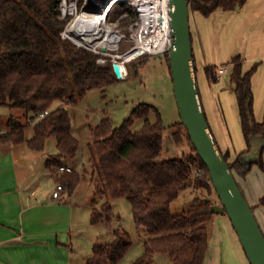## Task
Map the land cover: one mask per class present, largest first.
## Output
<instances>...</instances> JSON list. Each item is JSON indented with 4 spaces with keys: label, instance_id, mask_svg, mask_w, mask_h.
Returning a JSON list of instances; mask_svg holds the SVG:
<instances>
[{
    "label": "trees",
    "instance_id": "trees-1",
    "mask_svg": "<svg viewBox=\"0 0 264 264\" xmlns=\"http://www.w3.org/2000/svg\"><path fill=\"white\" fill-rule=\"evenodd\" d=\"M61 1L0 0V105L23 109L26 114L25 122L11 118L7 130L0 124V148L26 143L32 151L44 152L48 140L55 137L59 155L76 160L81 143L74 134L69 108L78 106L90 91L106 92L119 79L112 61L108 59L101 64L100 55L63 39L69 18L62 19ZM78 1L80 7L85 3ZM247 1L189 0V5L191 12L210 17L219 10L241 9ZM165 55L169 58L170 52ZM145 56L149 55L140 58ZM243 64L241 56L228 64L232 66L231 83L247 144V149L233 161L224 154L235 179L236 175L246 177L256 164L264 167V120H256L252 89L257 66L244 72ZM218 69L207 68L211 80L216 78ZM46 111L49 113L39 119ZM152 113L157 116L155 122L149 119ZM139 119H145V124L141 130L133 131ZM30 127L34 136L27 139L26 131ZM172 128L175 129L173 143L182 145L187 139L191 153L165 160L162 159L166 149L165 126L153 106H138L120 127L104 116L92 130L90 168L96 183L92 224L112 222V201L128 200L137 228L145 229L148 236L145 253L135 264H154L156 255L168 257L172 264H206L209 255L210 225L216 216L211 208L215 202L211 197H196V206L182 215L172 213V204L187 190L201 189L209 195L217 192L187 127L179 123ZM254 144L260 146V157L249 162L246 156ZM47 167L54 173L57 184L70 194L89 171L87 165L80 172L65 166L61 160H48ZM61 167L72 171H60ZM101 200L103 204L99 207ZM260 205H264V197ZM114 237L108 244L95 246L86 264H120L132 241L123 229H116Z\"/></svg>",
    "mask_w": 264,
    "mask_h": 264
},
{
    "label": "crops",
    "instance_id": "crops-1",
    "mask_svg": "<svg viewBox=\"0 0 264 264\" xmlns=\"http://www.w3.org/2000/svg\"><path fill=\"white\" fill-rule=\"evenodd\" d=\"M190 23L194 66L204 112L221 151L233 161L247 149V144L231 83L232 66L228 64L241 56L244 72L257 66L252 89L255 117L262 122L264 0H248L241 9L219 10L210 17L191 12ZM209 67H225L227 72L220 76L216 71V78L211 80L207 74ZM231 104L234 113L228 111ZM229 114L232 119H238L237 126H231ZM18 146L0 148V264H74L72 256L77 252L74 232L84 228L79 223L78 209L82 208V217H85V212L91 213L93 206L88 202L78 203L74 197L76 193L70 194L67 202L61 201L62 195L60 198L47 197L43 192L44 185L39 182V176L33 174L35 168L30 163V157L38 156L30 155L28 147ZM54 149L57 150V145ZM55 154L59 155L58 150ZM47 162L45 159L40 162V170L45 172V186H51L57 182ZM236 181L264 233V205H260L264 197V167L256 164L246 177L236 175ZM54 191L55 188L53 195ZM113 225L108 223L112 235ZM229 232L234 241L236 259H223L220 235L215 233L211 237L206 264H250L237 234L233 229Z\"/></svg>",
    "mask_w": 264,
    "mask_h": 264
},
{
    "label": "rangeland",
    "instance_id": "rangeland-1",
    "mask_svg": "<svg viewBox=\"0 0 264 264\" xmlns=\"http://www.w3.org/2000/svg\"><path fill=\"white\" fill-rule=\"evenodd\" d=\"M63 2V5H61ZM60 4V11L69 18L66 26V33L71 38L70 29L74 27L76 21L80 18L86 9L87 0L82 7L79 6L78 0H66ZM65 2V3H64ZM131 0H118L114 5L112 12L109 14L107 26L113 29L120 30L126 33L128 37L120 44L119 52L115 54H123L128 48L134 45V39L129 36L128 26L133 22L135 15H137V7ZM83 11V12H82ZM91 11V9H90ZM82 12V13H81ZM62 19H64L62 17ZM120 41V40H119ZM116 41L115 43L117 44ZM170 58V57H169ZM165 54L157 56H145L138 58L132 63L127 64L128 77L119 79L113 85L107 88L106 92L101 90H93L88 93L86 98L80 102L78 106L71 107L70 116L73 122V131L75 136L80 140L81 151L76 160H70L56 155L57 150L54 149L57 145L55 137L50 138L44 152H35L31 150L30 155H37L30 157V163L33 164L38 180L44 185V193L47 197H52L53 188L56 189L57 184L53 182L51 186H45L44 171L40 170V162L45 159L48 160H61L64 165H69L73 169L83 172L84 165L89 168L86 178L81 181L77 187L76 201L88 202L93 204V199L96 197V186L92 177V169L90 168L91 145L93 144L92 130L101 121L104 116H109L115 127H120L126 120L132 117L134 110L142 105H150L155 107L161 114L165 130V152L162 159H168L172 156H182L191 153V145L184 139L182 145H177L172 141V135L175 131L173 125L182 123L181 111L178 105L173 74L171 70L170 61ZM113 63V62H112ZM236 95V94H235ZM237 100V96H236ZM238 102V101H237ZM230 113L235 111L234 105L228 107ZM240 114V112H239ZM232 114L227 115L231 126L238 125V119H232ZM240 116V115H239ZM18 118L20 121H26V114L23 109L12 108L9 106L0 105V124L3 130L8 129V122L11 118ZM152 122L157 121V116L152 113L149 117ZM241 119V117H240ZM257 120V119H256ZM236 123V124H234ZM145 119H139L133 126V131H139L143 128ZM34 136V129L30 127L26 131V138L31 139ZM21 147H28L27 144L19 145ZM18 146V147H19ZM16 147L17 149H20ZM49 173L50 171L47 170ZM33 178H36L33 175ZM241 190V189H240ZM65 191V190H64ZM242 192V191H241ZM243 193V192H242ZM61 201L66 200L71 196L68 191L61 193ZM244 195V194H243ZM41 197V196H40ZM211 197L216 205L221 204V200L215 192L207 193L201 189L187 190L180 194V196L172 204V213L174 215H182L188 213L196 205L195 198ZM103 204L101 200L99 207ZM114 210V219L112 230L123 229L125 230L132 241V247L125 255L120 264H135L145 253V242L148 239L145 229H138L133 215L131 203L123 198L115 199L112 201ZM81 209V210H80ZM78 209L80 222L84 225L83 229H78L74 232V239L77 246V252H73L72 259L74 264H86L87 260L92 256L93 249L97 245H104L110 243L115 237L108 226V223L92 224V212L86 213L82 217V208ZM211 237L216 233L220 235V247L223 250V259H236L234 250V241L229 236L230 229H234L232 222L228 215L216 214L213 223L210 225ZM237 234V233H236ZM238 236V235H237ZM239 239V237H238ZM224 250H227L224 252ZM154 264H172L168 257L163 255L155 256Z\"/></svg>",
    "mask_w": 264,
    "mask_h": 264
},
{
    "label": "water",
    "instance_id": "water-1",
    "mask_svg": "<svg viewBox=\"0 0 264 264\" xmlns=\"http://www.w3.org/2000/svg\"><path fill=\"white\" fill-rule=\"evenodd\" d=\"M96 3L99 0H88ZM172 45L170 65L183 124L193 144L209 169L220 205L211 212L228 215L250 264H264V233L234 178L231 166L225 160L206 118L202 105L193 58L189 0H171ZM114 72L122 79L119 62L113 63ZM252 123V121H251ZM260 157V146L254 144L246 156L249 162Z\"/></svg>",
    "mask_w": 264,
    "mask_h": 264
},
{
    "label": "built area",
    "instance_id": "built-area-1",
    "mask_svg": "<svg viewBox=\"0 0 264 264\" xmlns=\"http://www.w3.org/2000/svg\"><path fill=\"white\" fill-rule=\"evenodd\" d=\"M62 1L66 2V0H62ZM117 1L118 0H116L114 2V5L116 4ZM124 1H127V0H124ZM61 5H63V2ZM136 10H137V15H135L133 22L127 27L128 31H129V36L134 39V45L131 48H128L121 55L120 54L117 55L115 53L119 52L120 44L128 36L126 33H122L120 30L113 29V27H110V28L115 33L118 32V34L120 33V35H121L120 41L117 42V44L115 42H113L112 39L107 40L106 38H104L105 41L101 40L100 42H97V39H100L102 37L101 34L98 36L100 38H97V39L94 38L93 40H90V41L86 40L84 37L75 35L71 31V29L73 27H71L70 33H71V35L75 36V39H73L69 35H67V33H66L67 28H65V30L62 32V37H63V39H69V40L73 41L79 48H85V49H88L89 51H91L93 53L100 55L101 59L99 60V62L101 64H105L108 61V59L110 61H112L113 63L114 62L120 63V60H122L126 64V69H127L128 63H132L133 61L137 60L138 58H140L144 55L157 56V55H163V54L170 52L171 45H172V31H173L172 30V24H170V26H169L168 40L165 41L163 46L158 47V46H156V44H154V45L152 44V40L150 38L152 31L150 32V30L147 29L148 26H146V24H145L146 18H145L144 9H142V7H137ZM171 11H172V9H171ZM171 11H170V14H171ZM64 16L65 15L62 14L63 18H65ZM106 24H108V20H105L103 22V27H105ZM97 25L102 26V23H98ZM90 32L91 31H88L89 34H90ZM153 34H156V33H153ZM91 35H90V37H91ZM155 39H156V37H155ZM136 50H138L137 53L132 54ZM130 54H132V55L129 56L128 60L126 58H123V59L121 58V56H128ZM218 72H219L220 76H223L227 72V69L225 67H222V68H219ZM122 74H123V71H122ZM128 74L129 73L127 70L126 73L123 74L122 79H125L128 76ZM48 113L49 112L46 111V112L40 114L39 119L44 118ZM59 170L60 171H68V172L72 171L71 168H65V167H61ZM64 190H65L64 187L62 185L58 184L55 191H54V197L60 198L61 193Z\"/></svg>",
    "mask_w": 264,
    "mask_h": 264
},
{
    "label": "bare ground",
    "instance_id": "bare-ground-1",
    "mask_svg": "<svg viewBox=\"0 0 264 264\" xmlns=\"http://www.w3.org/2000/svg\"><path fill=\"white\" fill-rule=\"evenodd\" d=\"M116 0H99L96 3H90L87 0L86 9L76 21L75 26L71 31L78 36L84 37L86 40H93L100 34L102 37L97 39V42L105 41L104 38L112 39L113 42L120 40V33L114 32L109 26L103 27V22L108 20L109 14L114 8V2ZM134 1L133 4L142 7L145 13V24L148 26V30L151 34L152 44L156 46H163L165 41L168 40L169 26L172 24V18L170 11L172 9L171 0H131ZM91 9V11H90ZM102 23V26L97 25ZM141 26V25H140ZM88 31H91L90 34ZM156 33V34H153ZM92 34V35H91ZM91 35V37H90ZM156 37V39H155ZM104 39V40H103ZM138 50L132 54H136ZM121 56V58H126L128 60L129 56ZM120 66L122 67L123 74L126 73V64L120 60Z\"/></svg>",
    "mask_w": 264,
    "mask_h": 264
}]
</instances>
